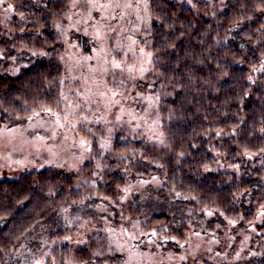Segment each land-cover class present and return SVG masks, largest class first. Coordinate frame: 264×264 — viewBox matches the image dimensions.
Listing matches in <instances>:
<instances>
[{"label":"trees","instance_id":"trees-1","mask_svg":"<svg viewBox=\"0 0 264 264\" xmlns=\"http://www.w3.org/2000/svg\"><path fill=\"white\" fill-rule=\"evenodd\" d=\"M10 3L13 29L21 31L0 32L4 125L59 106L64 71L45 41H54V25L64 21L71 0ZM218 4L223 10L209 12L201 0H150V35L140 41L153 57L146 78L159 102L165 142L130 139L119 129L106 153L99 140L91 146V160L77 174L46 168L0 181V264H32L36 252L44 253V264H124L100 229L76 249L63 237L74 230L71 216L93 188L104 215L106 202L122 206L121 190L139 182L158 183L152 193L188 207L164 213L155 202L149 220L139 221L168 224L174 247L188 238L197 212H211L222 228L237 224L248 231L259 219L253 242L263 255L250 259L264 264V0ZM28 19L37 21L29 25ZM32 29L39 47L29 38ZM26 41L35 53L22 48ZM98 215L92 219L97 227ZM36 234H44L45 248L34 246Z\"/></svg>","mask_w":264,"mask_h":264},{"label":"rangeland","instance_id":"rangeland-1","mask_svg":"<svg viewBox=\"0 0 264 264\" xmlns=\"http://www.w3.org/2000/svg\"><path fill=\"white\" fill-rule=\"evenodd\" d=\"M201 1L209 12L223 10L219 0ZM13 13L10 0H0V32L21 31L13 29ZM26 21L31 25L37 20ZM150 27V0H71L64 21L54 25V41H45L64 71L60 104L40 109L16 124L0 122V181L46 168L77 174L91 160V146L99 140L106 153L119 129L130 139L156 145L165 142L159 102L146 78L153 70V57L140 41L150 35ZM35 37L39 47V32L32 29L29 38ZM28 44L22 48L35 53L36 46L31 49ZM144 184L121 190L122 206L106 202L104 215L93 188L72 214L69 222L75 224L74 230L63 241L76 249L100 229L124 264H252L262 257L253 242L260 235L255 225L259 219L249 231L237 224L222 228L211 212L205 217L197 212L190 220L188 238L174 247L165 234L168 224L139 221L149 220L148 215L156 211L152 210L155 202L164 205L158 210L164 213L173 208L189 211L188 207L181 199L171 203L166 196L152 193L158 183ZM177 211L174 215H183ZM97 214L101 218L98 227L92 224ZM32 238L35 247L47 246L44 234ZM35 255L32 264H44V253L41 260L39 252Z\"/></svg>","mask_w":264,"mask_h":264}]
</instances>
